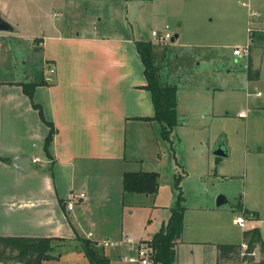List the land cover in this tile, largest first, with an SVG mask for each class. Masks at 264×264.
<instances>
[{"label":"crops","instance_id":"crops-1","mask_svg":"<svg viewBox=\"0 0 264 264\" xmlns=\"http://www.w3.org/2000/svg\"><path fill=\"white\" fill-rule=\"evenodd\" d=\"M68 1L75 5L81 3L70 21L65 18L59 22L52 21L48 28L40 31L41 34H31L36 47L42 48L41 77L33 71H23L17 77L6 78L0 65V235L3 236L76 238V223L80 224V211L86 207L87 192H93L89 186L82 185L84 189L78 193L83 192V196L77 200L81 209H76L75 200L71 202L72 207H68L71 193L77 192L75 182L79 181V176L83 179L89 177L94 170L91 165L104 160H114L123 168L122 172L128 171L125 166L130 161L145 158L152 123H155L152 125L158 130L159 137L165 141L160 136V125L155 120L144 118L153 114L154 107L150 91L143 86L146 83L144 66L135 44L138 39L152 41L143 12L149 19L169 26L173 24L174 33H178L177 45L198 43L195 41L201 37L198 30L205 28L207 23L215 22L224 27L254 23L255 27V33L245 37L244 46L248 45L249 50L243 56L251 58L252 67L259 70V76L253 80L245 74L244 100L232 111L233 116H229L231 111L223 98L231 89L239 90L233 89L236 87L231 88L222 80L215 85L187 82L179 86L180 78L178 83L171 82L177 85L178 120L168 140L171 147L172 133L180 125L192 124L200 129L217 119L234 117L240 120L246 132L254 121H264V30H260L264 28V0H248L254 4L257 14L253 17L251 11L242 10L241 18L233 7L213 8L211 2L214 0ZM241 2L243 4V0ZM10 10L8 1L0 0V16L16 27L15 31L6 30V36H22L11 21ZM58 14L63 13L59 11ZM129 14L132 20L128 19ZM253 43L260 46L257 55L251 52ZM235 46L240 45L235 43L232 49ZM45 64L55 68L49 78H45L48 75ZM4 70L10 72L13 67L4 66ZM201 73L205 75L200 68L189 69L186 75ZM37 78L46 82L36 85L31 98L21 83ZM197 95L206 97L203 108L191 106L193 100L198 99ZM189 100L190 103L187 102ZM32 102L41 105L45 119L51 121L55 128L49 146L50 157L43 147L49 125ZM242 109L246 111L245 116L238 115ZM244 137L242 162L246 169L255 172V177L248 189H243L237 202L253 210L254 214L247 216L236 208L235 203L229 207L232 225L241 227L237 241L221 237L213 239L210 235L208 239L191 240L184 234V224L180 237L175 240L173 264H216L217 243H239L243 240V230L248 228L258 227L264 240V144L258 137L259 140L250 145L246 135ZM127 140L131 146L129 155ZM221 140L227 148L226 155L214 153L217 142ZM199 142H206L210 148L211 157L207 154V165L211 168L241 146L239 137L237 141L222 131L211 141L207 136ZM157 154L159 158L160 153ZM23 156L29 158L25 168L17 162ZM34 156L39 159L33 161ZM218 173L228 175L220 168ZM169 215L170 208L161 224ZM219 227H222V230L216 229L219 235L225 236L227 229L232 230L228 220L221 222ZM197 228L201 229V226ZM204 228L209 232L215 231L213 226ZM89 232L87 234L92 235ZM153 233L141 239H148ZM122 244L124 257L127 254L125 248L129 250V247L127 243ZM53 259L43 260L41 264H48ZM0 264L25 263L0 260Z\"/></svg>","mask_w":264,"mask_h":264},{"label":"rangeland","instance_id":"rangeland-1","mask_svg":"<svg viewBox=\"0 0 264 264\" xmlns=\"http://www.w3.org/2000/svg\"><path fill=\"white\" fill-rule=\"evenodd\" d=\"M7 1L11 9L10 13H12L11 21L19 28L22 36L9 38L6 36V30H0V65L3 75L6 78H13L23 71H33L37 77H41L43 73L42 48L36 47V41L31 34H41L40 31L48 28L52 21L59 22L64 18L70 21L81 3L75 5L68 3V0ZM243 2L242 4L241 0H214L211 6L213 8L233 7L241 18L242 10L250 11L249 6L255 9L254 4L248 0H243ZM59 11L63 14L59 15ZM142 15L148 25L152 42H155L153 46L156 50L155 61L159 66L161 81L178 83L180 78L179 86H181L182 83L187 82H205L206 85H210L209 83L215 85L222 80L229 87L239 89H231L223 98V102L228 104L231 111L229 116H233L232 111H235L244 100L243 78L248 73V58L243 54L234 56L232 45L236 43L244 46L245 37L249 34L247 27L251 23L228 27L220 26L215 22L207 23L205 28L198 30L201 35L195 40L198 43L177 45L178 39L171 41L169 38L165 43L156 42L150 30L152 28L162 30L165 23L147 18L144 12ZM128 19L132 20L130 14ZM252 24L251 26L254 27V23ZM168 29L172 33L175 31L173 24ZM210 33L211 35L208 36ZM251 33H255V30ZM259 47L258 44L253 43L251 45L252 54L257 55ZM4 66H12L13 70L6 72ZM199 68L205 72V75L202 73L186 75L189 69ZM197 96L198 99H194L191 106L194 109L203 108L206 97ZM187 102L190 103V100ZM152 124L149 128L148 149L150 151L146 150L145 158L140 159L142 161H130L125 167L129 170L154 169L158 171L159 183L155 194L123 190V168L119 167L114 160L93 163L91 169L94 170H91L88 178L86 177L87 180L80 175L79 181L75 182L77 192L74 193H78L83 188L82 185L89 186L93 190L91 193L87 192L86 207L80 211V224L76 223L78 236L90 238L98 248H103L105 254L109 256L110 264L134 263L124 260L122 243L104 247L98 241L128 236L138 242L141 237L150 236L158 230L161 220L167 216L168 209L175 202V193L179 189L174 184L175 176H180L179 186L184 196L185 236L197 241L208 239L210 236L213 239L221 237L229 241L239 240L238 233L241 227L232 225V210L229 207L240 200L241 192L245 187L248 189L255 177V172L252 169H246L242 162L244 135L247 140L249 139L250 145L259 140L258 137L261 139V144H264V121L262 123L254 121L246 132L240 120L234 117L217 119L211 125L200 129L192 124L180 125L172 133L173 148L168 140L164 141L159 137L158 130H155L156 127ZM221 131L229 138H236L237 141L239 137L241 146L236 147L231 156L222 159L218 165L215 163L211 168L207 165V154L211 157L210 148H207L206 142L201 144L199 140L206 139L208 136L211 141V138ZM130 147V140H127L128 155ZM157 153H160L159 158ZM219 168L228 175L222 176L218 173ZM220 193L226 196L227 202L215 207L217 206L216 197ZM77 200L74 201L76 209H81L77 206L79 204ZM209 207L214 211L209 210ZM227 220L232 230L227 229L225 236L219 235L220 233L216 234V229L222 230V227H219L221 222H227ZM200 226L201 229L197 228ZM206 226L215 227V231H207L204 228ZM89 231L92 235L87 234ZM125 250H127L126 253L129 252L128 248ZM51 252L57 257L50 260L48 264H94L86 253L80 238L54 239ZM187 255H189L188 252ZM253 256L257 260L262 255L256 249ZM236 261L238 259L234 258L228 262L235 263Z\"/></svg>","mask_w":264,"mask_h":264},{"label":"trees","instance_id":"trees-1","mask_svg":"<svg viewBox=\"0 0 264 264\" xmlns=\"http://www.w3.org/2000/svg\"><path fill=\"white\" fill-rule=\"evenodd\" d=\"M136 49L141 57L146 83L143 85L151 93L154 112L144 117L155 120L160 125V136L170 140V133L178 124L177 120V85L171 82H162L159 74V66L155 61L154 44L151 40L138 39L135 41ZM249 50V46H248ZM248 53V52H247ZM255 69V70H253ZM249 78H257L259 70L252 67L251 58L248 59ZM45 79L37 78L22 82L24 92L32 98L36 85L45 83ZM38 109L40 117L49 125L44 138V151L50 157L49 146L55 132L51 121L45 119L41 105L32 102ZM159 172L156 170H128L122 175L123 190L129 192L155 194L158 188ZM180 176L174 177V184L178 189L175 193V202L170 207V215L158 230L148 239H141L151 247L152 264H173L176 256L175 240L180 237L183 230L184 211L183 193L179 186ZM236 208L243 210L247 216L253 215L254 211L243 207L241 202L236 203ZM83 242L86 253L94 264H110L109 256L103 248H98L94 241L87 237L77 236ZM54 239L67 240L58 236H23V235H0V260L20 261L25 264H41L43 260L56 258L52 253ZM247 244V249L241 253V243ZM257 248L263 256L258 260L250 252ZM240 257V258H239ZM236 258L238 261L232 264H264V240L258 227L243 230V240L239 243H217L216 264H229L227 261Z\"/></svg>","mask_w":264,"mask_h":264},{"label":"built area","instance_id":"built-area-1","mask_svg":"<svg viewBox=\"0 0 264 264\" xmlns=\"http://www.w3.org/2000/svg\"><path fill=\"white\" fill-rule=\"evenodd\" d=\"M244 3V2H243ZM250 13L252 15L257 14V11L249 7ZM169 25L165 24L164 29L160 30L157 28H152L150 30L151 35L158 43H165L169 38L173 36V33L169 31ZM260 29V28H258ZM255 30V27L251 26L250 24L247 27V31L249 33V36L252 34L251 32ZM260 30H264V28H261ZM248 52V45L247 46H235L232 49L233 55H242L247 54ZM47 73L48 75L45 78H49V74L53 73L55 71V68L51 66L50 64H47ZM239 116H245L246 111L244 109L238 111ZM33 161L38 160L39 158L34 156ZM80 196H83V192L79 193H71L70 195V201L68 202V207H72V201L78 199ZM91 234V232H89ZM102 246H111L115 245L117 243H127L129 247V252L124 255V260L128 263H134V264H152L151 259V247L147 244V242L140 240L135 241L131 237L123 236L119 239L116 238H106L98 241ZM137 244V245H136ZM247 249V244L245 242L241 243V253L243 254L244 251ZM134 253V254H133ZM251 254H254L255 251H251Z\"/></svg>","mask_w":264,"mask_h":264},{"label":"water","instance_id":"water-1","mask_svg":"<svg viewBox=\"0 0 264 264\" xmlns=\"http://www.w3.org/2000/svg\"><path fill=\"white\" fill-rule=\"evenodd\" d=\"M0 30H9V31H15L16 27L13 26L12 24H10L8 21H6L5 19H3L0 16ZM178 33L175 32L173 34V36L170 38L171 41H174L177 38ZM227 148L225 147V144L223 142V140L217 142L216 144V148L214 150V153L217 155H226L227 154ZM28 157L27 156H23L17 159V162L19 165H21L23 168H25L27 166L28 163ZM227 202V198L224 194L220 193L217 195L216 197V205L220 206L221 204Z\"/></svg>","mask_w":264,"mask_h":264}]
</instances>
